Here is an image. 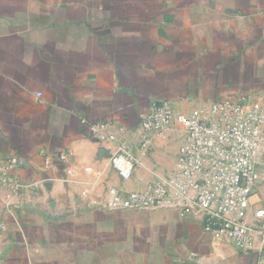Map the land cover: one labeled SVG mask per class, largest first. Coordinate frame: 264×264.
Returning a JSON list of instances; mask_svg holds the SVG:
<instances>
[{"label":"crops","instance_id":"1","mask_svg":"<svg viewBox=\"0 0 264 264\" xmlns=\"http://www.w3.org/2000/svg\"><path fill=\"white\" fill-rule=\"evenodd\" d=\"M225 97L264 100V0H0V161L43 181L0 191V264H264L259 234L243 251L175 209L148 223L107 206L176 168L179 125L139 147L155 101L190 114ZM99 122L134 145L132 179ZM252 202L249 219L263 187Z\"/></svg>","mask_w":264,"mask_h":264},{"label":"built area","instance_id":"2","mask_svg":"<svg viewBox=\"0 0 264 264\" xmlns=\"http://www.w3.org/2000/svg\"><path fill=\"white\" fill-rule=\"evenodd\" d=\"M140 125L143 136L139 147L143 151L152 148L155 133L175 125L182 128L176 168L168 178L155 180L144 189L111 187L108 208L175 209L201 218L206 231L243 251L257 247L259 234L264 249V205L249 219L252 196L264 188V100L225 97L190 114L176 111L170 101H155ZM109 126V122L93 123L91 132L116 143L112 167L122 179L130 180L139 165L135 147L108 132ZM60 158L66 160L67 153L62 152ZM53 161L52 156H46V167ZM18 166L17 155L0 161V191L18 194L43 182L23 179L16 173Z\"/></svg>","mask_w":264,"mask_h":264},{"label":"rangeland","instance_id":"3","mask_svg":"<svg viewBox=\"0 0 264 264\" xmlns=\"http://www.w3.org/2000/svg\"><path fill=\"white\" fill-rule=\"evenodd\" d=\"M158 210V209H156ZM156 210H150V211H132L129 214V218L134 222H148L153 223L156 220H162V217L155 213ZM149 229H153V227H150Z\"/></svg>","mask_w":264,"mask_h":264}]
</instances>
